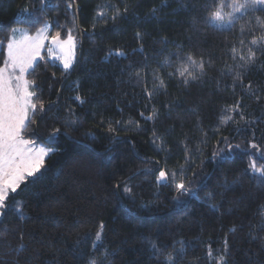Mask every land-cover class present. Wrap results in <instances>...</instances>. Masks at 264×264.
<instances>
[{"label": "trees", "instance_id": "1", "mask_svg": "<svg viewBox=\"0 0 264 264\" xmlns=\"http://www.w3.org/2000/svg\"><path fill=\"white\" fill-rule=\"evenodd\" d=\"M233 2L0 0V68L15 29L78 42L74 70L45 50L27 74L22 136L53 152L6 201L0 264H264V8Z\"/></svg>", "mask_w": 264, "mask_h": 264}, {"label": "snow or ice", "instance_id": "2", "mask_svg": "<svg viewBox=\"0 0 264 264\" xmlns=\"http://www.w3.org/2000/svg\"><path fill=\"white\" fill-rule=\"evenodd\" d=\"M257 7L264 8V0H244L243 3L233 2L232 8L234 12H241L242 10H247L249 8L255 10ZM27 12V9H24ZM120 13L117 11L116 15ZM98 15H103V13H98ZM115 19V16L113 17ZM237 17L229 14L227 22L224 24V30L229 29ZM212 22H224L225 17L221 14V11H215L211 16ZM220 25H218L219 27ZM48 25L45 24V28ZM139 35V34H137ZM60 33H56V36L53 38L54 41H58ZM261 40H264V36L260 37ZM70 47H74V39L71 35V31L68 33L67 41L65 42ZM243 43V41H242ZM252 44H257V40H252ZM8 59L4 62V67L0 68V216L4 215V209L7 207L6 201L9 198V193H15L18 188H20L22 183H26L28 178L36 177L37 173L40 172L43 166V158L49 154V150L41 147L35 148V142L32 140H26L22 136L23 130L26 128L28 122H30V111L35 112L37 109L36 103H33L32 97L35 95L34 92L29 91L30 84L27 80H24V74L33 68V65L36 61L38 55V49L35 53H23L19 50L14 42L9 41L8 45ZM142 50V49H141ZM251 51V50H249ZM235 52V49H233ZM117 56L125 55L121 51H116L114 53ZM42 58V57H41ZM243 59V57H241ZM255 53L249 55L248 60L245 61V67L248 64L255 63ZM64 70L67 71L71 67V62L69 59H64L63 61ZM198 70L201 74L204 72V63L197 62L191 56L187 57L186 62L182 64L181 70H179V76L184 77L183 82L187 84L189 79L195 80L197 76L194 75L189 69ZM19 69V75H16V70ZM187 73V76H185ZM169 75H172L171 73ZM237 81L241 80L239 74L235 78ZM161 87H163V81H161ZM75 99L80 100V97L77 96ZM83 103V100H80ZM44 105L40 103V109L43 110ZM234 111L239 110V103L234 106ZM143 116V113H141ZM152 117H148L151 119ZM229 120L232 117H228ZM243 119V117H241ZM222 123H227L226 120H222ZM119 123V121H117ZM112 131V129H109ZM59 129H57V132ZM239 148V145L236 146ZM252 148H256L257 145L252 144ZM231 150V146H229ZM218 155L214 153L213 157ZM256 172L260 173L264 177V169H258L255 167V164L252 165ZM176 173H172L174 178ZM168 179V174L161 170L159 176L157 177L158 182H163ZM120 185L117 184V187ZM178 191L189 192V189L186 188L183 182L177 184ZM125 194H129L131 189L125 188ZM20 218H23V213H20ZM103 222L99 225V230L95 233V241L93 242V247L96 248L98 244L102 241ZM235 231V228L231 229ZM3 233L0 232V236ZM23 239V235H21ZM153 248L156 247L153 243ZM24 245L21 244L20 248H23ZM182 251V249H181ZM225 251H227V242H225ZM208 255L211 256V250L209 249ZM223 260V257H221ZM175 257L169 255L166 258V264H174ZM90 264H97L96 260H91Z\"/></svg>", "mask_w": 264, "mask_h": 264}, {"label": "rangeland", "instance_id": "3", "mask_svg": "<svg viewBox=\"0 0 264 264\" xmlns=\"http://www.w3.org/2000/svg\"><path fill=\"white\" fill-rule=\"evenodd\" d=\"M48 28H49V26L47 28L44 27V29L41 32L37 33V37H35L32 40L30 39L29 36L27 37V39H23L19 35V33L13 34L11 40H12V42H14V45L19 50H21L23 53H28V54L35 53L36 48H42V50L38 51L36 61H39L41 59V57H43V53L45 52V50L48 54V57L52 60L57 61L63 68H64V66H63L64 59H69L71 62V67L67 71H72L74 68V65L76 63V53H77V49H78L77 40L75 38H73L74 39V47H70L68 44L65 43L67 41V39L64 40V39L59 38L58 41H54V39H53L54 37L53 38L50 37V32H49V34H47ZM45 40H46V44H44ZM36 61H35V63H36ZM35 63H34V65H35ZM31 69H29V71ZM28 72H26L24 74V80H27L26 78H27ZM19 74H20L19 69H17L16 75H19ZM29 91L34 92V88H33L32 83L30 84ZM32 101L34 103V96L32 97ZM31 114H32V112L30 111L29 115L31 116ZM41 147L49 150V154L43 158V166H42L40 172L37 173V175H39L43 171V169L45 168L47 158L53 152L51 149L35 142V148L38 149ZM30 178H34V177H30ZM10 194H11V192L9 193V195ZM0 218H1V216H0Z\"/></svg>", "mask_w": 264, "mask_h": 264}, {"label": "crops", "instance_id": "4", "mask_svg": "<svg viewBox=\"0 0 264 264\" xmlns=\"http://www.w3.org/2000/svg\"><path fill=\"white\" fill-rule=\"evenodd\" d=\"M44 28H42V29H40L39 31H37L36 33H34V34H32V33H30L29 31H27V30H25V29H15V30H13V32L11 33V39H12V35L13 34H15V33H19V35L23 38V39H27V37L29 36L30 37V39L32 40V39H34L35 37H37V33L38 32H41L42 30H43ZM49 32H50V29L48 28V30H47V34H49ZM12 41V40H11ZM44 44H46V40H45V43ZM44 46V45H43ZM37 49H38V51H40V50H42V48H36L35 50L37 51ZM7 57H8V48H7ZM8 59V58H7ZM37 62V61H36ZM36 64V63H35ZM34 67V66H33ZM27 79V78H26ZM28 81V80H27Z\"/></svg>", "mask_w": 264, "mask_h": 264}, {"label": "water", "instance_id": "5", "mask_svg": "<svg viewBox=\"0 0 264 264\" xmlns=\"http://www.w3.org/2000/svg\"><path fill=\"white\" fill-rule=\"evenodd\" d=\"M76 65H77V63L74 65V68H73V70L75 69Z\"/></svg>", "mask_w": 264, "mask_h": 264}]
</instances>
